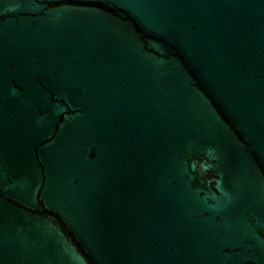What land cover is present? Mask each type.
Wrapping results in <instances>:
<instances>
[{
    "label": "water",
    "instance_id": "obj_1",
    "mask_svg": "<svg viewBox=\"0 0 264 264\" xmlns=\"http://www.w3.org/2000/svg\"><path fill=\"white\" fill-rule=\"evenodd\" d=\"M0 264H264V0H0Z\"/></svg>",
    "mask_w": 264,
    "mask_h": 264
}]
</instances>
